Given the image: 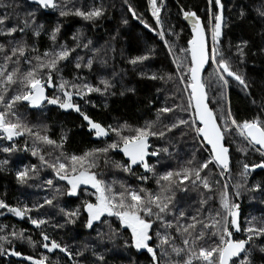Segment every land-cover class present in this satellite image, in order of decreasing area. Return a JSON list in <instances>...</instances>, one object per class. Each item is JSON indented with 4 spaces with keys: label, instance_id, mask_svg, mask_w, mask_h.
<instances>
[{
    "label": "trees",
    "instance_id": "trees-1",
    "mask_svg": "<svg viewBox=\"0 0 264 264\" xmlns=\"http://www.w3.org/2000/svg\"><path fill=\"white\" fill-rule=\"evenodd\" d=\"M164 4L160 14L163 27H157L156 21L150 18L148 13L147 0H67L66 10L80 7L88 10L91 7H102L103 14L94 20H84L74 14L61 17L59 9H42L38 5L30 3L28 0H0V5H8V7L0 6V16L8 15L5 21V27L13 25L23 26L20 21L24 19L28 13H34L33 26L43 25L40 29L39 36H33L32 29L26 30V33H14L15 39L19 40L23 35L24 40L30 46L34 45L40 54L46 49L53 46V42L49 39L52 28L59 26L56 34V45L63 43L69 48H75L71 53L70 60L65 62L66 66H61V75L65 79L71 80L74 75L84 78V82L94 87L104 88L100 84L101 79L110 82L111 88L104 94L92 92L86 93L81 99L74 96L73 101L80 107L86 115L93 121L100 122L104 126L117 125L127 122L133 126L143 124L145 120L155 119L156 109L164 106L171 107L173 102L187 103V95H172L177 89H183L184 85L178 81L160 79L163 76L167 78L169 74L176 71V65L172 63L173 57L168 54V48L165 47L164 40L157 35L158 32L165 33V40L174 42L176 45L175 53L179 54L180 47H187V40L190 39V30L182 21L181 8L191 10L197 14L207 27L208 12L211 7L213 11L214 0H163ZM56 3L65 5V0H56ZM158 4H161L157 0ZM223 5L222 15L224 17V26L222 28V47L226 54L231 56V65L233 70L238 71L246 80L248 88L245 90L243 86L231 78L229 86L226 89L225 97L222 102L219 101V90L214 88L209 92L208 104L210 109L216 111L223 105V109L227 112L231 110L232 116L238 122L245 119H254L259 117L264 120V17L260 15L264 11V0H221ZM129 5L135 10L137 17L145 20L149 28H145L140 20L134 18L132 13L128 11ZM161 8V7H160ZM243 12V15H241ZM31 19V18H30ZM127 20V23H123ZM174 31L176 35H169ZM77 36L80 46L76 47L77 41L73 39ZM7 37L0 36V43L7 45ZM241 41H247L244 47V58L241 61L238 56L232 55L236 51V45ZM91 42V43H89ZM208 43L210 41L208 38ZM84 44H89L85 49ZM231 45V50H229ZM97 50V51H93ZM2 55V54H0ZM80 55L84 59L82 63H87L89 57L93 58L91 68L76 69L74 67L75 57ZM138 56H144L146 59L133 64L130 61ZM23 70L27 66L22 65ZM212 67L207 66L203 76L208 79ZM156 75L158 78L153 80L151 76ZM54 79H56L54 77ZM79 82V81H77ZM47 96L52 97L56 94L55 88L46 87ZM123 92V95L121 93ZM166 97L168 98L166 101ZM215 98V101L214 99ZM87 101V103L85 102ZM151 101V104L149 103ZM19 111L23 113L25 120L30 124L46 125L48 135L59 142L60 135H66L63 151L67 154L80 155L84 151L94 147H103L106 143H110L114 137H101L93 141L91 138L94 133L89 129L87 121L76 111L71 109L63 110L57 105H45L34 108L28 106L27 103L21 102ZM219 115V112L216 113ZM176 117L189 119V114L177 111ZM171 114H168V123L173 120ZM152 147H169V151L173 153L170 157H165L161 153V164L157 165L158 171H164L168 168L178 167L177 160L185 161L197 153V159L207 156L206 152L198 150L199 141L193 140V134L184 126L172 129L166 134L164 140L150 138ZM15 142L17 150L11 153L0 151V200L7 205L19 208L31 209L34 204H43L45 197H51L55 187L65 185L66 181H59L55 177L50 168L40 167L38 173L31 174L27 183L21 184L16 179V172L23 170L25 167L31 168L32 165H40L38 156L34 157L31 151H25V137H17L14 141H8L0 134V148L4 146L11 147ZM32 142L29 139L27 147L30 149ZM229 147V172L226 177L221 178L216 170L215 165L212 166V190L200 187L187 192L177 191L176 199L180 209H184L188 216L194 214L199 209L200 200L203 197L205 203L202 214L208 215L219 207L218 194L225 184H228L230 198L235 203L241 204L240 225L243 228L246 222L255 217L257 222L264 219V168L253 169L249 172L247 183L244 188L240 189L239 198L232 194V185L237 183L241 178L238 173L242 171L243 163H259L261 157L259 152L252 148H248L245 142H241L237 138L236 142H232L231 138L226 141ZM244 147L246 151H238ZM43 152L53 151L54 156L57 154L48 146H42ZM111 161H125L127 158L119 150H112L108 154ZM46 158H48L46 156ZM7 161V163H2ZM150 164L156 163V158H148ZM98 168L94 169L99 178L111 183L113 180L123 181L134 187L144 186L155 190L156 184L153 179L141 185L136 176L141 175L144 170L140 167L133 166V173H124L121 170L113 168L111 165L105 166L104 158L98 161ZM206 174L205 173H202ZM149 177L151 173L147 174ZM48 179L53 180V186L49 187L45 184ZM218 181L219 183H216ZM188 183L187 181L185 182ZM254 185L260 187L253 189ZM119 190V184L116 185ZM85 189L93 192L90 186L81 185L78 188V196H68L67 194L57 196L54 201L55 206L45 205L42 209L26 213L24 217H17L7 211L0 209V226L3 230L0 235L8 236V241L3 243L4 251L0 253V264H31L24 257L32 256L38 259L41 255L48 258L46 264H72L68 257L54 249L49 253L47 249L40 246L42 238L41 231L45 232L51 239H55L61 245H67L73 253V260H77L80 264H152L151 256L146 249L136 250L130 246V241L126 245V239L130 233L126 229L121 228L115 217L101 218V221H94L91 228L84 227L87 220V214L81 211V215L74 224H65L63 215L59 212L60 207L66 210L76 209L83 200L89 199L85 195ZM211 195L213 199L208 200ZM94 196L91 201L94 202ZM178 215V210H177ZM28 216L33 218H43L48 223L40 228L33 226ZM172 219V217H168ZM104 221H107L105 223ZM63 225V227H55V225ZM160 228L157 223L155 228L151 230L153 239L150 246H154L157 241L155 237L156 229ZM23 229L25 239H14L9 234L13 231ZM115 231V236L112 232ZM163 232L164 230L161 229ZM175 237L177 246L183 247L182 238L175 234V229H169ZM27 237H31L36 241L35 246L29 245ZM234 238H245L243 232L235 234ZM50 243V241H49ZM212 240L206 239L205 246L211 245ZM257 247L264 245V238L258 239ZM87 246V248H85ZM247 247V246H246ZM21 253V256L11 255V251ZM78 250H83L82 257L75 256ZM157 256H160V250L154 247ZM93 252L102 254L104 260L98 261ZM168 260L176 261L183 259L184 254L177 257L171 253ZM252 264H264V253L258 250L251 256ZM193 264H198L194 261ZM236 264H240L237 260Z\"/></svg>",
    "mask_w": 264,
    "mask_h": 264
},
{
    "label": "snow or ice",
    "instance_id": "snow-or-ice-1",
    "mask_svg": "<svg viewBox=\"0 0 264 264\" xmlns=\"http://www.w3.org/2000/svg\"><path fill=\"white\" fill-rule=\"evenodd\" d=\"M34 3L42 9H59L61 17L74 14L84 20H94L102 16V7H91L83 10L80 7L67 9L65 5L56 3V0H33ZM127 2V0H125ZM162 4L163 0H159ZM211 4V0H209ZM151 15L156 19V26L162 28L163 24L160 19L161 9L157 7V0H148ZM8 7V5H0ZM214 8L210 7L208 12V24L205 27L200 17L191 10L181 12L185 20L191 26V38L187 40V47H180L179 54L175 53L176 45L174 42L165 40V33L158 32L157 35L164 40L165 47L168 48V54L173 57L172 63L176 65V71L169 74L167 78L161 76L160 79L178 81L183 84L184 88L177 89L172 95H187V103L177 104L173 102L172 106H164L156 109L155 119L145 120L143 124L131 125L127 122L117 125L104 126L100 122L93 121L88 115L81 111L80 107L73 101L74 96L81 99L86 93L97 92L104 94L111 88V84L106 79H101L103 90L100 87H94L84 82V78L74 75L71 80L65 79L61 73V66H66L70 60L71 53L75 48H69L66 44L56 45V34L59 26L52 28L49 39L53 42L50 49H46L40 54L34 45L30 46L26 43L23 35L19 40L15 39L14 33H26V30L32 29L33 36L40 35V29L43 25L33 26L34 13H28L27 16L20 21L23 25H13L5 27V21L8 15L0 16V36L9 38L7 45L0 43V134L8 141H14L15 137H25V151H31L32 156L39 158L40 165H32L29 169L25 167L23 170L16 172V179L19 183L24 184L32 178L31 174H36L40 167H47L52 170L55 177L59 181H66L65 185L55 187L52 196L45 197L43 204L36 203L31 209L12 207L0 200V209H7L8 212L17 217H24L26 213L33 209H42L45 205L55 206L54 201L57 196L67 194L68 196H78V188L81 185L90 186L93 192L85 189V195L89 199H85L81 204L72 210H66L64 207L59 208V212L64 217L65 224H74L80 217L81 211L87 214V220L84 227L91 228L94 221H101L105 215L107 217H115L121 228L127 230L130 236L126 239V245L130 241V246L136 250L146 249L151 256L152 264H236L239 260L240 264H252L251 256L255 251L264 253V245L257 247L256 241L264 238V219L258 222L255 217L246 222V226L241 227L238 222L239 205L230 198L228 184L218 194L219 207L208 215L202 214V209L207 202L203 197L200 200V208L194 211V214L188 216L184 209H180L176 199L177 191L187 192L192 189L202 187L211 192L212 177L214 175L212 166L215 165L216 170L221 178L229 172V147L226 141L231 138L232 142H236L237 138L241 142H245L248 148L259 152L264 157V120L259 117L254 119H245L237 121L233 118L231 110L224 111L223 105L216 111L210 109L208 104L209 92L216 88L219 90V101L222 102L225 97L226 89L229 86L230 77L236 81L238 85L243 86L247 90L248 85L245 78L238 72L233 70L231 65V56L226 54L222 47V28L224 26V17L222 15L223 5L221 0H214ZM128 11L132 13L134 18L140 20L145 28L149 25L144 19L137 17L135 10L129 5ZM243 15V12H241ZM264 17V11L260 12ZM31 18V19H30ZM123 23H127L124 20ZM169 35H176L174 31ZM211 38V45L208 38ZM77 41L76 47L80 46L77 36H73ZM91 43V42H89ZM247 41H241L236 47V51L232 53L238 56L242 61L244 58V47ZM87 49L89 44H84ZM231 50V45H229ZM94 52L97 50H93ZM264 52V49H261ZM84 58L80 55L75 57L74 67L76 69L91 68L93 58L89 57L87 63H82ZM146 59L144 56H138L130 62L135 64L138 61ZM23 66H27L23 70ZM205 65L212 67L209 77L205 80L201 72L205 69ZM54 77L56 79H54ZM156 75L150 79H157ZM79 81V82H77ZM46 87L55 88L56 94L49 97L45 93ZM123 95V92L121 93ZM166 97V101H167ZM215 101V98H213ZM46 101L50 105H57L63 110H73L78 112L85 121H87L89 129L97 138L108 137L112 135L114 139L110 143H106L103 147H94L84 151L82 154H67L63 151L66 135L61 133L60 140L57 142L47 133L46 125L28 123L23 113L19 111L21 102H27L30 107H40L42 102ZM87 103V101H85ZM151 104V101H149ZM184 112L189 114V119L176 117V112ZM219 112V115L216 113ZM168 114L174 118L168 123ZM184 126L193 134V140L199 141L198 150L206 152L207 156L197 159V153L194 152L191 158L185 161L177 160L178 167L168 168L164 171H158L157 165L161 164V153L165 157L173 155L169 151V147H152L150 138L164 140L166 134L172 129ZM31 140L32 146L27 147L28 140ZM42 146H48L57 154L53 158V151L43 152ZM119 150L125 161H111L109 152ZM17 150L15 142L11 147L4 146L0 151L11 153ZM241 147L238 151H246ZM46 156L48 158H46ZM104 158L105 166L111 165L117 170L124 173L134 174L133 166L140 167L144 170L136 179L143 185L150 179L156 184V189L152 190L144 186L134 187L123 181L113 180L111 183L99 178L94 169L98 168V161ZM156 158L155 164H150L148 158ZM2 163H7L3 161ZM264 168V159L259 163L242 164V171L238 173L241 178L232 185V194L239 198L240 189L244 188L247 183L249 172L253 169ZM203 174L202 173H205ZM151 173L149 177L147 174ZM188 182L187 184L185 182ZM216 183H219L216 181ZM45 184L49 187L53 186V180L48 179ZM119 184V190L116 185ZM260 187L254 185L253 189ZM94 196V202L91 197ZM208 200L213 199L211 195ZM178 210V215H177ZM172 217V219H168ZM29 222L36 228L48 223L43 218H33L28 216ZM107 223V221H104ZM160 224V228L156 229L155 237L157 243L150 246L153 239L151 230L156 224ZM55 227H63V225H55ZM175 229V234L182 238L183 247L177 246L175 237L170 233L169 229ZM161 229L164 231L162 232ZM3 227L0 226V231ZM24 230L13 231L9 235L14 239H25ZM234 232H243L245 238H234ZM115 231L112 236H115ZM42 238L41 247L47 249L49 253L54 249H59L64 253L72 264H80L79 261L73 260V253L67 245H61L55 239H51L45 232L41 231ZM27 242L31 246L36 245V241L31 237H27ZM206 239H211L209 246L204 245ZM8 241V236L0 235V253H3V243ZM50 241V243H49ZM10 243V241H8ZM247 246V247H246ZM154 247L160 250L158 257L154 251ZM87 248V246H85ZM174 253L177 257L184 254L183 259L171 261L165 258ZM83 250H78L75 256L82 257ZM11 255L21 256L20 252L11 251ZM98 261H103L104 256L93 252ZM31 264H46L48 258L41 255L38 259L32 256H26ZM235 258V259H234ZM58 264V261L56 262Z\"/></svg>",
    "mask_w": 264,
    "mask_h": 264
},
{
    "label": "water",
    "instance_id": "water-1",
    "mask_svg": "<svg viewBox=\"0 0 264 264\" xmlns=\"http://www.w3.org/2000/svg\"><path fill=\"white\" fill-rule=\"evenodd\" d=\"M30 3H32V4H34V5H37L36 3H34L33 2V0H28ZM39 6V5H38ZM181 10V9H180ZM181 14H182V12H181ZM182 21L184 22V24L189 28V30H190V36H191V26H190V24H189V22L187 21V20H185L184 19V17H183V14H182ZM201 22H202V20H201ZM202 24H203V22H202ZM191 38V37H190ZM207 66L208 65H205V69H207ZM206 70H202V72H201V75L203 76V74H204V72H205ZM228 78H230V77H228ZM45 93H46V95H47V90L45 89ZM208 102V101H207ZM25 103H27V102H25ZM46 104V101H44V102H42V106L43 105H45ZM41 107V106H40ZM210 107V106H209ZM34 108H39V107H34ZM101 138V137H100ZM100 138H97V137H95V136H92V140L93 141H96V140H98V139H100ZM227 174L228 173H226L225 175H224V177H226L227 176ZM238 205H239V215H238V222L240 223V215H241V204L240 203H238ZM234 234H240V233H235L234 232ZM235 259V258H234Z\"/></svg>",
    "mask_w": 264,
    "mask_h": 264
},
{
    "label": "rangeland",
    "instance_id": "rangeland-1",
    "mask_svg": "<svg viewBox=\"0 0 264 264\" xmlns=\"http://www.w3.org/2000/svg\"><path fill=\"white\" fill-rule=\"evenodd\" d=\"M163 4H164V1H163L162 4H158V3H157V7H159V8H160V7H163ZM147 5H148V10H150V8H149V4H148V0H147ZM209 41H210V45H211V38H210V37H209ZM15 138H17V137H15ZM15 138H14V139H15Z\"/></svg>",
    "mask_w": 264,
    "mask_h": 264
},
{
    "label": "built area",
    "instance_id": "built-area-1",
    "mask_svg": "<svg viewBox=\"0 0 264 264\" xmlns=\"http://www.w3.org/2000/svg\"><path fill=\"white\" fill-rule=\"evenodd\" d=\"M160 9H161V11H162V7H161ZM161 11H160V14H161ZM148 13H149L150 18H152L153 20L156 21V19L151 15V11H150V10H148ZM160 14H159V15H160Z\"/></svg>",
    "mask_w": 264,
    "mask_h": 264
},
{
    "label": "bare ground",
    "instance_id": "bare-ground-1",
    "mask_svg": "<svg viewBox=\"0 0 264 264\" xmlns=\"http://www.w3.org/2000/svg\"><path fill=\"white\" fill-rule=\"evenodd\" d=\"M235 235V234H234ZM238 235V234H237Z\"/></svg>",
    "mask_w": 264,
    "mask_h": 264
}]
</instances>
